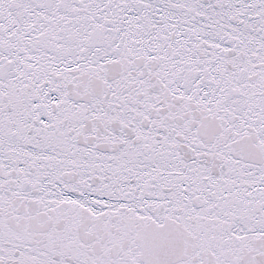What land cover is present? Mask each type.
<instances>
[{"label":"snow or ice","instance_id":"obj_1","mask_svg":"<svg viewBox=\"0 0 264 264\" xmlns=\"http://www.w3.org/2000/svg\"><path fill=\"white\" fill-rule=\"evenodd\" d=\"M0 264H264V0H0Z\"/></svg>","mask_w":264,"mask_h":264}]
</instances>
